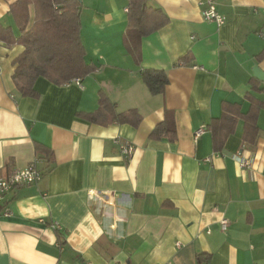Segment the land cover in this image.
I'll return each instance as SVG.
<instances>
[{
	"label": "crops",
	"instance_id": "obj_1",
	"mask_svg": "<svg viewBox=\"0 0 264 264\" xmlns=\"http://www.w3.org/2000/svg\"><path fill=\"white\" fill-rule=\"evenodd\" d=\"M16 1L0 0V22L19 35ZM81 2L86 61L98 68L80 82L39 77L37 95L24 96L13 79L24 46L0 41V175L32 162L43 173L11 193L0 264H264V79L253 72L264 73V0H219L222 25L203 18L199 0H148L169 20L142 39L139 62L124 39L129 0ZM144 69L166 72L163 93ZM101 93L117 112L136 109L140 124L79 115L96 111ZM166 111L175 135L151 137ZM229 117L216 151L210 125Z\"/></svg>",
	"mask_w": 264,
	"mask_h": 264
},
{
	"label": "trees",
	"instance_id": "obj_2",
	"mask_svg": "<svg viewBox=\"0 0 264 264\" xmlns=\"http://www.w3.org/2000/svg\"><path fill=\"white\" fill-rule=\"evenodd\" d=\"M33 6V17L30 7ZM81 0H17L10 7L19 35L11 26L0 22V41L7 45L20 44L24 51L15 60L16 69L13 79L24 96H36L34 88L39 77L47 78L54 84L62 85L76 79H83L98 66L86 61V50L81 39ZM169 18L160 8L148 6V0H129L128 26L125 33L126 50L139 62L141 41L144 37L163 27ZM144 83L153 94L164 92L169 79L165 71L144 69L141 73ZM97 123L119 122L137 127L142 116L136 109L117 112L116 105L104 94L99 97V108L93 113L79 114ZM248 114H246L247 116ZM172 114L166 111V118L151 133V137L162 134L175 135ZM236 118H225L222 122L210 125L215 150L232 132ZM249 129L255 123L247 120ZM37 151L44 153L50 161L52 151L37 144ZM8 169V170H7ZM2 175L9 173V166Z\"/></svg>",
	"mask_w": 264,
	"mask_h": 264
},
{
	"label": "built area",
	"instance_id": "obj_3",
	"mask_svg": "<svg viewBox=\"0 0 264 264\" xmlns=\"http://www.w3.org/2000/svg\"><path fill=\"white\" fill-rule=\"evenodd\" d=\"M218 1L219 0H199L198 4L201 7V14L205 20L222 25L225 23L226 17L219 12ZM76 81L80 82L79 79H76ZM203 132V128L198 129L195 133V136L198 137ZM114 143L118 145L119 150L125 157L130 158L133 156L135 152V146L132 143L120 137L115 138ZM235 159L242 167H250L252 164L251 158L248 157L236 155ZM42 178L43 173L37 168L36 162H32L25 168H16L10 171L7 175H0V219L12 215V210L9 206V203L11 193L16 187L37 183ZM228 226L229 220L223 219L221 221V229L226 231ZM53 227L55 229H60V225L58 223H54ZM178 245H180V243H178ZM166 264L173 263L168 262Z\"/></svg>",
	"mask_w": 264,
	"mask_h": 264
},
{
	"label": "water",
	"instance_id": "obj_4",
	"mask_svg": "<svg viewBox=\"0 0 264 264\" xmlns=\"http://www.w3.org/2000/svg\"><path fill=\"white\" fill-rule=\"evenodd\" d=\"M253 72H254L256 77H258L260 79H264V73L261 71V69L259 67H254Z\"/></svg>",
	"mask_w": 264,
	"mask_h": 264
}]
</instances>
